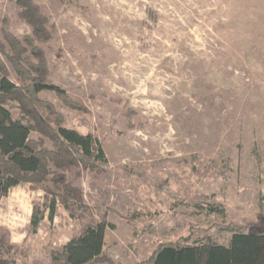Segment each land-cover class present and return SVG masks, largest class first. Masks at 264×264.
Segmentation results:
<instances>
[{
  "label": "rangeland",
  "instance_id": "rangeland-1",
  "mask_svg": "<svg viewBox=\"0 0 264 264\" xmlns=\"http://www.w3.org/2000/svg\"><path fill=\"white\" fill-rule=\"evenodd\" d=\"M34 2L51 33L38 42L47 78L84 109L49 89L38 96L66 127L97 137L107 163L98 174L65 169L83 203L69 197L66 208L58 197L35 230L33 208L46 213L51 196L11 186L0 197L10 245L0 243V264H61L52 253L101 217L114 227L107 258L91 264H145L175 240L227 244L231 222L264 235V0ZM18 10L0 0V41L3 19L17 37L32 34ZM10 112L19 115L15 104Z\"/></svg>",
  "mask_w": 264,
  "mask_h": 264
},
{
  "label": "trees",
  "instance_id": "trees-1",
  "mask_svg": "<svg viewBox=\"0 0 264 264\" xmlns=\"http://www.w3.org/2000/svg\"><path fill=\"white\" fill-rule=\"evenodd\" d=\"M18 15L32 28L22 38L7 29L2 22L3 41L0 51L17 75V82L9 78V70L0 58V197L20 182L39 186L50 200L45 210L33 208L30 218L32 230L47 215L53 219L57 198L69 208V197L83 203L81 188L67 180L65 169L71 166L91 168L100 173L107 158L100 141L92 133H81L66 127L62 115L53 104L38 96L43 89L54 91L71 108L84 109L61 86L47 78V60L39 41L51 37L47 17L34 0H15ZM15 104L19 115L12 117L10 108ZM43 106L40 112L37 106ZM32 131L48 139V146L41 137H30ZM106 227L113 223L104 217L84 223L78 234L52 253L61 264H91L105 260L103 253ZM231 234L227 244L210 240L183 243L180 240L160 243L145 264H264V235L249 232L244 225L229 223L224 227ZM0 243L4 239L0 227ZM12 264V263H4Z\"/></svg>",
  "mask_w": 264,
  "mask_h": 264
},
{
  "label": "bare ground",
  "instance_id": "bare-ground-1",
  "mask_svg": "<svg viewBox=\"0 0 264 264\" xmlns=\"http://www.w3.org/2000/svg\"><path fill=\"white\" fill-rule=\"evenodd\" d=\"M22 214H24V213H22Z\"/></svg>",
  "mask_w": 264,
  "mask_h": 264
}]
</instances>
